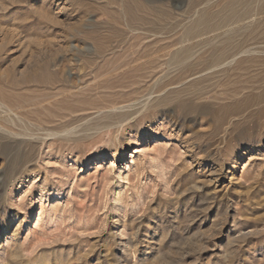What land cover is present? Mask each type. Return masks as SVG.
Returning <instances> with one entry per match:
<instances>
[{"label": "rangeland", "instance_id": "obj_1", "mask_svg": "<svg viewBox=\"0 0 264 264\" xmlns=\"http://www.w3.org/2000/svg\"><path fill=\"white\" fill-rule=\"evenodd\" d=\"M126 1L0 0V123L13 133L0 144L30 155L12 170L0 155V264H264V0L252 4L255 62L226 73L168 62L186 0L163 7L172 42L127 65L135 49L113 32L128 30ZM194 76L220 88L213 114L180 112L182 94L118 133L95 130L113 105L135 113L160 81ZM4 106L20 114L13 126Z\"/></svg>", "mask_w": 264, "mask_h": 264}, {"label": "bare ground", "instance_id": "obj_2", "mask_svg": "<svg viewBox=\"0 0 264 264\" xmlns=\"http://www.w3.org/2000/svg\"><path fill=\"white\" fill-rule=\"evenodd\" d=\"M261 1H263V0H261ZM168 3H170V0H129V1H126L122 4V8L124 11L125 24H126V27L128 30H127V32L116 31V30L113 32H114L115 38L117 39V47L120 46L118 48H121V45L128 44V45H130L131 49H133V48L135 49V50H132L133 53H131L128 57L126 56L127 62H125V63H127V65H130V64L132 65L133 63L136 64V62H138L139 60H142L144 58V56L139 55L140 50L136 51L137 48L138 49L141 47L146 48L149 45H155V44L159 43L160 41L162 42L163 39L165 40V37H163V36H167V35L169 37L170 43L172 42L171 36H173L172 34H175L174 32H175L176 28L178 27V23L173 22V18L169 14L170 11L168 12V10L163 8V7L168 8V5H167ZM252 4H253V0H186V4H183L184 6H183L182 14H181V17H183V18L185 17L184 20L186 22L182 25H179V26H181V29H182L181 30L182 33L180 32V39L175 41V42H172L171 44H168L171 47H176L178 45H180V46H179V48H176L175 51L173 48L172 50L174 52H172V53H171V51L170 52L168 51L169 52L167 54L168 55L167 56L168 62L169 63H178V65L180 67L182 65L187 67L191 60H198V62H201L202 64L204 63L205 65H207L206 70H213V71L214 70L218 71L220 69L224 70V71L225 70L226 71L240 70V68L243 65L251 64V62L254 61L253 60L254 57L252 58V56L255 53L252 49L253 48L252 45H253V41H254V35L256 33L254 25L257 22V21L255 22V20H254V17H255V13H254L255 11L254 10L256 9L255 8L256 6H255V4L254 5H252ZM258 4H261V2ZM180 5H178V6H180ZM252 6H255L254 7L255 9ZM177 13L179 14V12H177ZM260 22H262V21H260ZM166 40H167V38H166ZM259 45H262V44H259ZM254 47H256V46L254 45ZM262 47H263V45H262ZM168 48H169V46H168ZM198 48L199 49L203 48L205 50H209L210 52L207 56H200L197 53H200V51H202V50H199V52H196V54H197L196 55V54H194V50H197ZM102 49H104V48H102V47H100V45H98V46L93 48V51L97 54H99V53L103 54ZM257 53H260V51ZM101 57L104 58L103 55ZM122 61H124V58H122ZM166 61H167V58H166ZM156 64H158V63H156ZM178 65H177V67L174 66V70L176 68H178ZM192 65H194V64H192ZM228 68H229V70H227ZM258 68H260V67H258ZM261 68H263V67H261ZM170 69H171V67H170ZM134 71L136 72V70H134ZM140 71H141V73H143L142 70H140ZM226 71H225V73H226ZM150 72H152V70ZM168 72H170V71H168ZM249 72H251V71H249ZM163 73H162V75H164V74L166 75V73H164V74ZM221 74H222V72H221ZM162 75L160 77H162ZM143 76H144V74H143ZM225 76H226V74L224 75V77ZM121 77H123V76H121ZM195 77L196 76H194L193 80H188L189 79L188 77L183 78V79H179V80H174V79L170 80L171 78L169 77L170 78L169 80H164L162 82L158 78V80L160 81L162 86L160 89L161 91L158 92L153 103L150 104V100H149L148 96H146L147 100L143 104H140L141 105L140 110L138 108V111L135 113H133V112L127 113L129 111H125L126 110L125 108L128 107L127 106L128 104H126L127 107L126 106L123 107L122 105H121L122 107L118 106V105H113L110 108L109 112L104 113V114H103V112L105 110L102 113L100 112L101 114L104 115L103 119L107 120V122L102 124V125L97 124L94 127L95 130H97L99 132L101 131L102 134H103V131L104 132L105 131H108V132L111 131L112 133L109 132L110 135H113L114 133H118V131L121 130L122 128H124L125 126H130V124H131L130 122L133 121L136 118V116H138L142 112H146L149 108H156L158 106L166 105L169 102L170 96L175 97V96H180L182 94L188 95V97L186 100L180 101L175 105L176 108L180 112L189 113L191 115H193L192 113L201 114V115L213 114L214 112H216L215 111L216 105L212 104L211 102L216 101L217 95L221 96V93L219 92L220 88L218 91V90H216L218 86H216V87L207 86L206 81L208 82V80L203 81L201 79V77H197V78H195ZM155 78H157V77H155ZM162 78H164V77H162ZM192 78L190 76V79H192ZM231 78H232V75H231ZM231 78H229V79H231ZM151 81L154 82L153 78ZM237 84L238 83L233 82L230 85L232 88L230 93H234V92L240 90V87H238ZM191 87L195 88V90L193 92H191L189 90ZM227 87L228 86H226L225 88H227ZM175 89H178V90H175ZM148 92H150V90ZM249 92L247 91V93H249ZM69 94H70V91H69ZM151 94H155V93H151ZM144 98H145V95H144V97H142V99L144 100ZM248 98H249V95H248ZM201 101H203L204 103ZM139 102H141V101H139ZM170 102H172V101H170ZM134 104H136V103H134ZM4 107L5 108L2 111V114H4L7 117V120L10 121V124L13 123V119H19L20 118V114L16 111V109H12L11 107H8V106H4ZM105 107H108V106H105ZM232 107H233V105H232ZM133 108H135V106H133ZM136 109H137V107H136ZM222 111L223 110H221V112ZM96 115H97V113H96ZM223 115H225V114H223ZM94 117H96V116H94ZM91 118L92 117H90V119ZM91 120H94V119H91ZM86 121H88V120L86 119ZM5 123H7V122H5ZM88 124H89V122H88ZM11 125L13 126V124H11ZM89 128H92V127H88L86 129L89 130ZM18 131H19V129H18ZM85 132H87V130H85ZM89 132L91 133V131H88V134H89ZM22 133H24V132H22ZM31 133H32V131H31ZM42 133H46V132H42ZM88 134H87V136H89ZM6 135H13V133H11L9 130L5 129V127H3L0 123V139H6V137H7ZM24 135L26 136L27 134H24ZM68 135H70V134H68ZM82 135H83V133H82ZM15 136H18V134L17 135L15 134ZM22 136L23 135H21L20 139L22 138ZM29 137H30V135H29ZM48 138H50V137H48ZM113 138L115 139L116 136H114ZM23 139H27V137H25ZM29 139H32V138H29ZM18 140H19V138H18ZM41 140H42V138H41ZM31 141H33V140H31ZM12 143H15V142H12ZM12 146L13 145H10V144H4V143L0 144V155L3 158L11 157V159H12V163L10 165L11 170L16 165H18L21 161L29 160V157H30V155L28 153L27 154L26 153L20 154L18 152V150H16L18 148V146L15 149H13ZM27 146L30 147V144H28ZM41 146H42V144H41ZM132 152L134 154L137 153L136 151H132ZM123 156H125V154H123ZM130 158H133V155H131ZM6 166H7V164H6ZM12 172L13 171H11V174H9V175H12ZM11 178L9 176L7 179H11ZM13 181H15V180H13ZM52 208H54V207H52ZM43 210L44 209H42V207H40V210L37 213L38 215L36 214L37 215L35 217L36 223L40 220L39 217L42 216L41 213Z\"/></svg>", "mask_w": 264, "mask_h": 264}]
</instances>
